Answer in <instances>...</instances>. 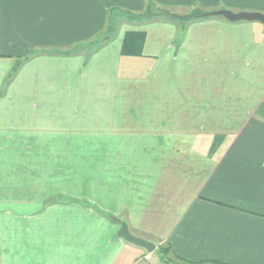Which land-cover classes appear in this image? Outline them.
I'll list each match as a JSON object with an SVG mask.
<instances>
[{"label": "crops", "instance_id": "obj_1", "mask_svg": "<svg viewBox=\"0 0 264 264\" xmlns=\"http://www.w3.org/2000/svg\"><path fill=\"white\" fill-rule=\"evenodd\" d=\"M150 5L264 13V0H0V264H264L263 23L124 19L90 57L36 55L7 82L32 52ZM134 113L146 126H117Z\"/></svg>", "mask_w": 264, "mask_h": 264}, {"label": "trees", "instance_id": "obj_2", "mask_svg": "<svg viewBox=\"0 0 264 264\" xmlns=\"http://www.w3.org/2000/svg\"><path fill=\"white\" fill-rule=\"evenodd\" d=\"M206 12L202 9L195 8L185 14H179L175 13L169 9L159 7L157 5H150L147 10L140 13H134V12H118L117 17L113 15L108 20V25L105 29V31L94 38L92 41L78 45L74 48L65 49V50H39L32 52L30 56L20 59L17 63L16 67L14 68L12 74H10L7 78V82L9 83L15 74L18 72L19 68L23 63L28 61L31 57L40 55L43 53H49V54H58V55H64V56H70L73 54L78 53H86V51L90 50L89 55L96 52L100 48H102L104 45L112 41V39L115 38L119 24L122 20H127L129 22L134 23H144V22H151V21H168V22H174L178 23L180 25L181 31L183 32L187 25L191 22L198 21L201 19L208 18L205 16ZM85 51V52H84ZM113 220H116L113 217ZM190 264H225L218 261H202V262H190Z\"/></svg>", "mask_w": 264, "mask_h": 264}, {"label": "water", "instance_id": "obj_3", "mask_svg": "<svg viewBox=\"0 0 264 264\" xmlns=\"http://www.w3.org/2000/svg\"><path fill=\"white\" fill-rule=\"evenodd\" d=\"M204 15L207 17H223L230 22L247 21L260 22L264 24V13L261 12H233L231 10H216L212 12H206ZM119 234L126 241L136 246L143 247L149 252H153L155 249L153 243L131 234L127 224L125 223L122 224Z\"/></svg>", "mask_w": 264, "mask_h": 264}, {"label": "rangeland", "instance_id": "obj_4", "mask_svg": "<svg viewBox=\"0 0 264 264\" xmlns=\"http://www.w3.org/2000/svg\"><path fill=\"white\" fill-rule=\"evenodd\" d=\"M57 50H59V49H57ZM89 52H90V50L86 51V53H85L88 57L91 56V55H89ZM167 117L168 118H172L173 116H169L168 115ZM117 118H119L120 120H122V122H118V125L117 126H146V121L142 118L141 115H139L137 113H134V114H131V115L128 114L127 115V118H126L125 115L119 114V116H117ZM128 119H129V122H128L129 124L125 123V122H127Z\"/></svg>", "mask_w": 264, "mask_h": 264}]
</instances>
